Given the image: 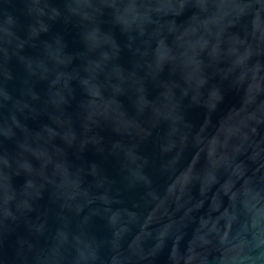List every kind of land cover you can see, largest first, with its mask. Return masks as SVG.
I'll return each mask as SVG.
<instances>
[{
    "label": "water",
    "instance_id": "95a60500",
    "mask_svg": "<svg viewBox=\"0 0 264 264\" xmlns=\"http://www.w3.org/2000/svg\"><path fill=\"white\" fill-rule=\"evenodd\" d=\"M0 264H264V0H0Z\"/></svg>",
    "mask_w": 264,
    "mask_h": 264
}]
</instances>
